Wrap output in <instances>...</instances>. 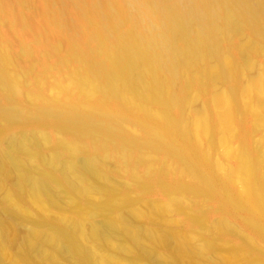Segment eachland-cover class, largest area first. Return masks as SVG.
<instances>
[{"label":"bare ground","instance_id":"1","mask_svg":"<svg viewBox=\"0 0 264 264\" xmlns=\"http://www.w3.org/2000/svg\"><path fill=\"white\" fill-rule=\"evenodd\" d=\"M0 264H264V0H0Z\"/></svg>","mask_w":264,"mask_h":264},{"label":"rangeland","instance_id":"2","mask_svg":"<svg viewBox=\"0 0 264 264\" xmlns=\"http://www.w3.org/2000/svg\"><path fill=\"white\" fill-rule=\"evenodd\" d=\"M252 139H254V136H252Z\"/></svg>","mask_w":264,"mask_h":264}]
</instances>
